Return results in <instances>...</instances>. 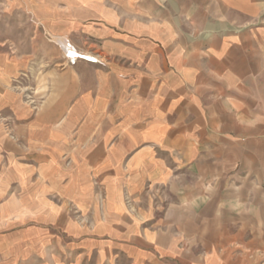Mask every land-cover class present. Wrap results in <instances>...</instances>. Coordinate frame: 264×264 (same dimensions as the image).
<instances>
[{
    "label": "crops",
    "instance_id": "1",
    "mask_svg": "<svg viewBox=\"0 0 264 264\" xmlns=\"http://www.w3.org/2000/svg\"><path fill=\"white\" fill-rule=\"evenodd\" d=\"M1 19L0 264L264 263V0Z\"/></svg>",
    "mask_w": 264,
    "mask_h": 264
},
{
    "label": "rangeland",
    "instance_id": "2",
    "mask_svg": "<svg viewBox=\"0 0 264 264\" xmlns=\"http://www.w3.org/2000/svg\"><path fill=\"white\" fill-rule=\"evenodd\" d=\"M25 24H26L25 21H10L9 19H1L0 20V48L11 47V50L14 51V46H13L14 44L11 45L10 39H9V30L10 29H13V30L17 29V31H22V30H24ZM17 40L22 41L23 39L18 38ZM76 60H74V61H76ZM262 259L264 261V256L262 257ZM259 264H264V263H259Z\"/></svg>",
    "mask_w": 264,
    "mask_h": 264
},
{
    "label": "bare ground",
    "instance_id": "3",
    "mask_svg": "<svg viewBox=\"0 0 264 264\" xmlns=\"http://www.w3.org/2000/svg\"><path fill=\"white\" fill-rule=\"evenodd\" d=\"M65 44H66V43H65ZM67 51H68V50H67ZM71 55H72V54H71ZM73 56H74V57H75V56H77V57H78V56H79V54H75V53L73 52ZM73 56H72V57H73ZM85 57H87V56H85ZM89 59H90V58H89Z\"/></svg>",
    "mask_w": 264,
    "mask_h": 264
},
{
    "label": "built area",
    "instance_id": "4",
    "mask_svg": "<svg viewBox=\"0 0 264 264\" xmlns=\"http://www.w3.org/2000/svg\"><path fill=\"white\" fill-rule=\"evenodd\" d=\"M68 55H70V53L68 52ZM77 57V56H76ZM80 57V56H79ZM73 59V58H72ZM75 60V59H74Z\"/></svg>",
    "mask_w": 264,
    "mask_h": 264
}]
</instances>
